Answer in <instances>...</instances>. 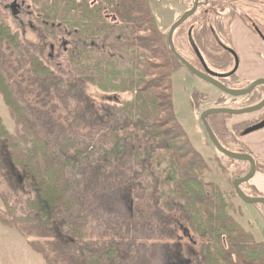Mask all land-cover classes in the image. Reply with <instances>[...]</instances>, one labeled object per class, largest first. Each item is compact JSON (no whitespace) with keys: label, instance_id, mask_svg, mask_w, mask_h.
<instances>
[{"label":"trees","instance_id":"obj_1","mask_svg":"<svg viewBox=\"0 0 264 264\" xmlns=\"http://www.w3.org/2000/svg\"><path fill=\"white\" fill-rule=\"evenodd\" d=\"M27 1L34 23L44 34L68 43L65 62L76 82H67L48 67L0 19V46L22 52L36 87L30 93L42 107L36 110L26 105L0 70V94L18 127L11 134L0 117V139L12 167L23 175V190L33 195L25 202L26 216L17 217L15 207L0 192L6 210L0 214L1 221L20 230L37 222L45 237L57 233L65 239L66 254L81 264H138L135 242L125 243L126 259L114 241L101 249L95 216L100 209L129 220L130 204L124 201L138 194L153 201L165 222L180 216L197 240L195 264H264V242L257 241L236 218L241 200L234 183L249 173L250 165L233 161L247 169L233 173L232 190H225L211 180L209 161L184 136L174 108L172 77L186 68L172 54L168 34L160 31L150 0ZM238 1L209 0L173 36L179 56L203 72L202 64L207 65L211 76L233 90L242 87L223 73L236 60L230 49V27ZM189 24L190 39L185 42L191 56L184 55L176 43ZM78 85L112 95V99L96 106L79 94ZM122 94L131 98L121 100ZM54 99L68 110V118L49 119L43 109ZM263 99L264 90L259 87L238 99L242 103L233 108H248ZM71 100L76 102L74 108ZM226 102L218 99V108H229ZM85 105H93L94 112ZM230 118L215 115L207 121L226 150L253 157L257 172L264 174V164L240 141L258 120L228 129ZM61 119H67L68 127ZM83 130L96 136L90 141L78 138L75 133ZM240 188L248 198H264L250 183ZM249 189L254 193L249 194ZM28 245L45 264H55L39 243L29 241Z\"/></svg>","mask_w":264,"mask_h":264},{"label":"rangeland","instance_id":"obj_2","mask_svg":"<svg viewBox=\"0 0 264 264\" xmlns=\"http://www.w3.org/2000/svg\"><path fill=\"white\" fill-rule=\"evenodd\" d=\"M192 1L150 0L151 9L157 18L160 31L164 35L169 33L174 22L179 20L185 10L191 7ZM238 4L242 6L241 9L244 12L249 11V8H246L245 5L250 6L251 3L247 0H239ZM247 13L252 19L259 22L264 33V3H259L256 10L251 9ZM0 19L11 28L14 34L17 33L22 44L27 46L36 56H39L48 67L62 75L67 82L72 84L76 82L65 62V48L68 47V43L62 41L61 37L52 39L44 34L43 30L34 23L30 3L27 0H0ZM191 27L192 24H189L183 28L176 41L184 55L189 56L191 55L187 50L185 41L190 39ZM23 61L20 50L9 48L6 44L0 46V70L9 77L16 93L20 95L24 103L40 110L42 107L38 104L39 101L30 93L34 92L36 87L33 84V78L27 73L28 67L25 66ZM78 88L81 90L79 94L93 100L96 106L99 105L98 102L111 101L112 99V95L101 94L94 88L82 85H78ZM172 88L174 108L184 136L191 141L203 158L209 161L213 172L210 175L211 180L220 184L225 190L231 191L232 187L229 182L234 178L233 173L238 170L246 171L247 166L243 163L233 162V160L219 154L208 138L201 121V115L209 109L218 108L217 101L220 98L226 99V104L235 107L240 106L242 102L225 98L213 86L194 77L184 68L178 69L173 75ZM130 98L131 95L129 94L121 95V100ZM75 104V100H71L72 108ZM86 108L88 111L94 112L93 105H88ZM43 110L47 111L50 120H57L58 117L68 118V110L64 109L55 99ZM261 113H264V110L259 115ZM0 117L6 129L14 134L18 127L12 119L1 94ZM243 117L247 119L252 115ZM66 120L61 119L62 122H60L64 127H68ZM56 130L58 131V129ZM75 134L78 138L89 141L95 135L89 130H83ZM241 134L242 132L239 134L240 137ZM257 160L259 162V159ZM0 162L3 166L0 169V192L15 207L16 216L24 217L27 213L25 202L33 195L23 190V175L12 167L9 153L1 139ZM248 193L252 194L254 191L249 189ZM139 197L138 194H134L124 201L130 204L131 217L129 220L121 219L122 216H117V213L109 214L105 211L100 212V209H97L98 213L95 214L97 225H99L97 239L101 249L114 241L118 245L121 256L126 259L125 243L135 242L134 249L138 254V259L139 257L141 259L138 264H195L197 240L190 236L180 216L176 215L170 221L165 222L151 199H141ZM146 198H148V195ZM239 205L240 213L236 214L239 223L252 232L257 241L264 242V207L259 204L248 205L242 201ZM5 211L0 195V214H5ZM29 241L39 243L50 258L55 261V264H81L66 254L64 250L66 240L61 239L57 233L53 234L52 237H45V231L39 227L37 222L23 225L20 230L5 225L1 219L0 264H45L42 257L29 247Z\"/></svg>","mask_w":264,"mask_h":264},{"label":"water","instance_id":"obj_3","mask_svg":"<svg viewBox=\"0 0 264 264\" xmlns=\"http://www.w3.org/2000/svg\"><path fill=\"white\" fill-rule=\"evenodd\" d=\"M199 1L200 0H195L194 3V7L192 10L188 11L187 13H185L176 23H174V25L171 27L169 33H168V44L170 47V50L172 52V54L180 61V63L195 77H197L198 79L210 84L211 86L217 88L218 90H220L222 93L234 97V98H240V97H245L250 95L253 90L255 88H257L258 86H262L264 85V79H261L259 81H256L253 85H251V87H249L246 90H242V91H237V90H232L229 89L228 87H226L225 85H223L220 81L216 80L214 77L210 76V75H206L200 71H198L197 69H195L192 65H190L184 58H182L181 56L178 55L174 43H173V35L175 33V31L182 26V24L187 21L188 19H190L197 11L198 9V5H199ZM262 110H264V100L262 102H260L258 105L249 108V109H243V110H234V109H226V108H214V109H209L207 111H205L202 115H201V121L202 124L206 130V133L208 135V138L210 140V142L212 143V145L215 147V149L222 155H224L225 157L233 160V161H238V162H245L248 163L250 165V171L249 173L242 179L237 180L234 183V189L236 192V195L238 196V198L245 204L248 205H262L264 207V198H258V199H251L246 197L242 191H241V186L247 183H250L256 173H257V166H256V162L255 159L251 156H243V155H238L235 153H232L228 150H226L221 143L219 142V140L217 139V137L215 136L212 128L210 127L207 119L211 116H215V115H230V116H245V115H252V114H256L261 112ZM264 128V121L262 123H260L259 125H256L252 128H250L249 130H247L245 132V135L254 133L256 131H259L261 129Z\"/></svg>","mask_w":264,"mask_h":264},{"label":"crops","instance_id":"obj_4","mask_svg":"<svg viewBox=\"0 0 264 264\" xmlns=\"http://www.w3.org/2000/svg\"><path fill=\"white\" fill-rule=\"evenodd\" d=\"M232 42L239 55L238 77L245 83L264 79V44L239 18L233 24ZM257 116L254 115L250 119L235 117L228 120L226 124L228 129H232L237 124L258 118ZM240 141L256 159L264 164V128L244 135ZM250 185L264 195V174L257 172Z\"/></svg>","mask_w":264,"mask_h":264},{"label":"flooded vegetation","instance_id":"obj_5","mask_svg":"<svg viewBox=\"0 0 264 264\" xmlns=\"http://www.w3.org/2000/svg\"><path fill=\"white\" fill-rule=\"evenodd\" d=\"M249 3H251V5L250 6H248V5H245V7L246 8H249V11H251V9L253 10H256L257 9V5L259 4V0H247ZM263 1V3H264V0H262ZM180 2V1H179ZM194 3H195V0H193L192 1V3H191V7L190 8H188V9H186L185 10V12L181 15V17L185 14V13H187L188 11H190V10H192L193 9V7H194ZM209 3V0H200L199 1V5H198V9H197V11H196V13L192 16V17H194L196 14H197V12H198V10L200 9V7L202 6V5H206V4H208ZM253 4V5H252ZM236 7H237V14L234 16V18L232 19V21H231V27H230V49L234 52V54H235V56H236V60L234 59L233 60V65L231 66V68H229L228 70H227V72L226 73H223V74H225V75H229V77H233L234 78V80H236V81H238L239 82V86H241L242 88L240 89V90H237V91H242V90H246V89H248L249 87H251V85H253L256 81H259V80H261V79H258V80H255V81H253V82H251V83H245V82H243L239 77H238V70H239V55H238V53H237V51L235 50V48H234V46H233V42H232V28H233V24H234V22H235V20L237 19V18H239L247 27H248V29L258 38V39H260V41L264 44V33H263V30H262V28H261V25L259 24V22L258 21H256V20H254V19H252V17L249 15V13H247V12H249V11H247V12H244L242 9H241V7L242 6H240L239 4H237L236 5ZM180 17V18H181ZM191 17V18H192ZM179 18V19H180ZM190 18V19H191ZM190 19H188V20H190ZM187 20V21H188ZM178 21V20H177ZM177 21H175L174 23H176ZM187 21H185V22H187ZM184 22V23H185ZM183 23V24H184ZM182 24V25H183ZM174 25V24H173ZM181 27V26H180ZM179 27V28H180ZM178 28V29H179ZM171 29V28H170ZM177 29V30H178ZM170 31V30H169ZM174 36V35H173ZM174 43V42H173ZM175 46V45H174ZM176 49V48H175ZM188 62V61H187ZM189 63V62H188ZM190 64V63H189ZM191 65V64H190ZM193 66V65H192ZM194 67V66H193ZM195 69H197L198 71H200L198 68H196V67H194ZM201 68L202 69H204L206 72H203V71H200V72H202V73H204V74H206V75H210L211 76V74L209 73V71H211L210 69H209V67L207 66V65H205V64H202V66H201ZM187 70V69H186ZM188 71V70H187ZM194 76V75H193ZM195 77V76H194ZM213 77V76H212ZM197 78V77H196ZM200 80V79H199ZM217 80V79H216ZM202 81V80H201ZM204 82V81H203ZM232 82H234V81H232ZM206 83V82H205ZM208 84V83H207ZM223 84V83H222ZM210 85V84H209ZM224 85V84H223ZM263 86L264 85H262V86H258L257 88H255L254 90H253V92L251 93V94H253L254 93V91L255 90H257L259 87H262V89L264 90V88H263ZM217 89V88H216ZM230 89V88H229ZM233 90V89H232ZM250 94V95H251ZM250 95H248V96H250ZM228 96V95H227ZM248 96H245V97H240V98H234V97H231V96H228L229 97V99H231L232 101H237L238 99H241V98H246V97H248ZM264 100V99H263ZM262 100V101H263ZM261 101V102H262ZM258 105V104H257ZM229 106V108H226V109H234L233 107H235V106H232V105H228ZM254 106H256V105H254ZM254 106H251V107H248V108H243V109H249V108H252V107H254ZM243 109H234V110H243ZM263 111V110H262ZM261 111V112H262ZM260 113V112H259ZM259 113H256V114H252V117L254 116V115H258L257 117L258 118H256V119H252V120H258V123L257 124H255L254 126H256V125H259L260 123H259V118H261L263 115H264V113H261L260 115H259ZM228 116H230V115H228ZM245 116H248V115H245ZM231 118L230 119H232V118H235V117H243V116H230ZM256 117V116H255ZM251 118V117H250ZM249 118V119H250ZM229 119V120H230ZM252 120H247V121H252ZM228 121V120H227ZM247 121H245V122H247ZM262 121V120H261ZM260 121V122H261ZM264 121V120H263ZM262 121V122H263ZM261 122V123H262ZM243 123V122H242ZM254 126H252V127H254ZM252 127H250V128H252ZM249 128V129H250ZM248 129V130H249ZM247 131V130H246ZM245 131V132H246ZM245 132H244V135H245ZM243 135V136H244ZM242 136V137H243Z\"/></svg>","mask_w":264,"mask_h":264}]
</instances>
